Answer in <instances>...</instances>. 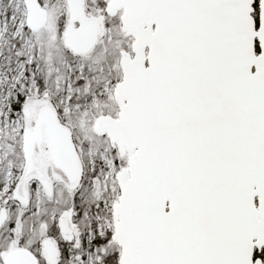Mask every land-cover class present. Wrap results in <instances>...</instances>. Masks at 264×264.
<instances>
[{"label": "snow or ice", "instance_id": "6c2138e0", "mask_svg": "<svg viewBox=\"0 0 264 264\" xmlns=\"http://www.w3.org/2000/svg\"><path fill=\"white\" fill-rule=\"evenodd\" d=\"M0 264H264V0H0Z\"/></svg>", "mask_w": 264, "mask_h": 264}]
</instances>
